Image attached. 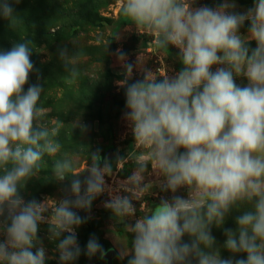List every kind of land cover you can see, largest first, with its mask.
Here are the masks:
<instances>
[{
	"label": "clouds",
	"instance_id": "9594fccd",
	"mask_svg": "<svg viewBox=\"0 0 264 264\" xmlns=\"http://www.w3.org/2000/svg\"><path fill=\"white\" fill-rule=\"evenodd\" d=\"M20 2L0 0V16L10 28L18 23L13 4ZM196 5L197 0H122L128 22L153 37L148 45L166 52L175 47L183 67L172 76L147 71L129 83L133 65L119 54L124 119L133 144L147 149L156 181L145 183L141 176L116 193L105 179L113 174L112 164L91 153L80 172L66 156L54 160L56 183L67 181L54 203L25 199L45 155L56 156L60 145L41 123L43 87L25 91L35 69L31 42L0 49V264H45V239L55 244L62 264L82 253L103 258L98 238L90 236L82 249L77 230L105 191L110 199L104 206L133 234L127 264H264V0L243 12L235 11L236 0ZM58 55L75 77L78 70L68 63L75 54L63 47ZM125 158L135 159V152L118 160ZM138 167L143 173L148 164ZM154 186L171 197L128 224L136 216L134 201ZM181 189L186 195L177 194ZM233 212L239 213L235 228H227ZM213 227L226 237L222 246ZM221 247L231 253L228 258Z\"/></svg>",
	"mask_w": 264,
	"mask_h": 264
},
{
	"label": "rangeland",
	"instance_id": "374dc122",
	"mask_svg": "<svg viewBox=\"0 0 264 264\" xmlns=\"http://www.w3.org/2000/svg\"><path fill=\"white\" fill-rule=\"evenodd\" d=\"M220 2L197 0L196 6L204 4L211 7ZM121 5L122 0H21L19 4H13L18 15L14 28H10L9 21L0 16V49L8 50L15 42H31V60L35 69L25 91L34 84L43 87L39 102L43 108L41 123L60 145L56 156L45 155L40 172L30 181L24 194L26 200L47 198L52 204L54 199L62 196L61 188L67 186V181L64 185L56 183L52 165L54 160L64 156L71 159L75 171L80 172L88 167L91 153H99L112 164L113 174L105 179L113 193L131 187L141 176L145 183L156 181L147 149L133 144L131 128L124 119L125 88L120 84L124 79V66L119 54L125 55L124 63L133 65L129 83L142 79L147 71L172 76L183 65L177 59L178 49L175 47L170 46L166 52L154 44L149 46L153 37L129 23L121 12ZM63 47L75 54L68 61L78 70L75 77L59 59L58 52ZM237 83L245 84L246 80L238 78ZM78 125L86 127L82 129ZM110 150L117 155L112 153L107 158ZM128 152H135V159L118 160L126 157ZM145 163L148 167L141 173L138 166ZM84 175L87 172L82 173L81 178ZM120 194L125 193L120 191ZM177 194L186 195V190L181 189ZM171 195L154 186L134 201L136 216L128 218L127 223L134 224L136 218L147 214L161 198H170ZM109 199L110 194L105 191L93 201L90 219L77 230L78 242L84 249L89 237L95 235L106 254L111 250L117 252L113 264H127L129 257L125 255L131 250L133 234L125 222L114 218L104 206ZM238 214L233 212L225 227L234 229V218ZM79 215L89 214L81 211ZM212 234L217 244L222 246L226 239L223 231L213 227ZM40 235L44 237L46 232L42 229ZM44 244L45 264H62L55 244L47 239ZM221 255L228 258L231 253L221 247ZM107 263L106 255L89 258L83 253L71 262Z\"/></svg>",
	"mask_w": 264,
	"mask_h": 264
},
{
	"label": "crops",
	"instance_id": "0c3cea01",
	"mask_svg": "<svg viewBox=\"0 0 264 264\" xmlns=\"http://www.w3.org/2000/svg\"><path fill=\"white\" fill-rule=\"evenodd\" d=\"M253 2L254 0H248V1H242V0H236V4H237V7L235 9V11H238V12H243L245 11L246 9H248L249 7H251L253 5ZM204 4H201L199 6H202ZM216 6V4H213L211 5V7H214ZM241 32L242 33H246L247 32V23L245 24V26L241 29ZM254 42V41H253ZM251 42L250 45L253 43Z\"/></svg>",
	"mask_w": 264,
	"mask_h": 264
},
{
	"label": "water",
	"instance_id": "95a60500",
	"mask_svg": "<svg viewBox=\"0 0 264 264\" xmlns=\"http://www.w3.org/2000/svg\"><path fill=\"white\" fill-rule=\"evenodd\" d=\"M112 153L115 154V156L117 155V152H114L113 150H110L107 154V158H110V155H112ZM117 255V252L114 251V250H111L109 251L107 254H106V258H107V261L108 263L107 264H113V259L114 257H116Z\"/></svg>",
	"mask_w": 264,
	"mask_h": 264
},
{
	"label": "trees",
	"instance_id": "16d2710c",
	"mask_svg": "<svg viewBox=\"0 0 264 264\" xmlns=\"http://www.w3.org/2000/svg\"><path fill=\"white\" fill-rule=\"evenodd\" d=\"M250 47H251V48H254V47H255V42H253V43L250 45ZM103 160H105V159L102 158V163H103Z\"/></svg>",
	"mask_w": 264,
	"mask_h": 264
}]
</instances>
